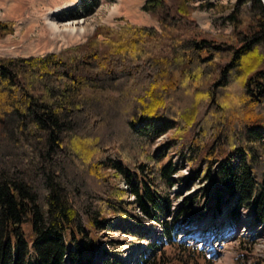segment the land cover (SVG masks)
<instances>
[{
    "label": "trees",
    "instance_id": "obj_1",
    "mask_svg": "<svg viewBox=\"0 0 264 264\" xmlns=\"http://www.w3.org/2000/svg\"><path fill=\"white\" fill-rule=\"evenodd\" d=\"M193 1L146 0L141 11L158 29L99 27L58 53L0 58V264H119L86 251L97 253L108 220L135 210L166 240L137 264H171L167 245L180 264H209L162 221L185 165L191 180L215 184L213 212L247 207L264 223V4ZM196 10L231 11V32L211 36ZM12 33L0 19V40ZM167 133L171 148L152 151ZM170 149L177 163L165 161ZM111 177L128 184L132 203Z\"/></svg>",
    "mask_w": 264,
    "mask_h": 264
},
{
    "label": "rangeland",
    "instance_id": "obj_2",
    "mask_svg": "<svg viewBox=\"0 0 264 264\" xmlns=\"http://www.w3.org/2000/svg\"><path fill=\"white\" fill-rule=\"evenodd\" d=\"M12 1L14 0H5L7 5H0V19L13 23V33L0 40V58L39 57L58 53L66 48L83 44L99 27L118 28L126 24L147 25L143 19L145 13L141 11L143 0H127L138 5L139 20L136 21L125 14L111 15V10L119 6L115 0H83L85 5L80 4L81 0H76L78 3L75 7L64 8L59 12V15L66 19H83L88 30L87 36L76 43L68 44L57 50H45L33 54L34 51L30 52L28 45L36 38V34L34 32L29 38L22 40L26 35V30L23 28L17 32V25L20 20L16 15L11 14L12 9L9 5ZM1 2L0 0V4ZM235 2L236 0H194L192 6L198 7L202 3L231 5ZM94 3L92 11L86 12V9ZM230 12L216 14L212 10H196L192 13V18L195 19L201 29L215 38H220L221 35L231 32V26L226 21ZM205 22L208 26L202 28ZM170 136L171 134L167 133L156 138L151 150L154 151L158 145L171 148V145L165 144ZM168 160L173 163L178 162L171 149L165 161ZM109 180L112 185L127 191L126 202H133V197L127 188L128 184L123 179L111 177ZM173 181L168 189L172 214L162 217V221H168L174 225L176 242L189 250H194L196 254L203 255L209 264H264V223L255 224L253 222L251 208L240 209L237 216L227 215L226 209L223 208L224 214L215 215L216 212L207 207V204L211 203L209 199L215 191V184L211 180H191L188 165L181 167L180 172L173 176ZM185 199H194L190 209L183 202ZM181 206L184 209V215L173 223V212L175 213V210ZM159 223L144 218L137 210L126 219L114 217L108 220L105 227L98 233L97 253L92 255V251H86V255L96 263L102 259H109L119 264H137L143 257L150 258L152 256L154 249L150 246L151 244L162 246L166 243ZM165 251L166 257L173 259L171 264H180L176 260V256L180 255L176 246L167 245ZM200 263L205 264L203 261Z\"/></svg>",
    "mask_w": 264,
    "mask_h": 264
},
{
    "label": "bare ground",
    "instance_id": "obj_3",
    "mask_svg": "<svg viewBox=\"0 0 264 264\" xmlns=\"http://www.w3.org/2000/svg\"><path fill=\"white\" fill-rule=\"evenodd\" d=\"M1 1L0 5H7L5 0ZM115 1L119 6L111 10V15L125 14L130 19L139 20L138 5L127 0ZM77 3L76 0H14L9 6L11 14L20 20L17 32L23 28L26 30L22 40L35 32L36 38L28 45L34 54L57 50L87 36L88 30L83 19H66L59 15L62 9L73 8Z\"/></svg>",
    "mask_w": 264,
    "mask_h": 264
},
{
    "label": "crops",
    "instance_id": "obj_4",
    "mask_svg": "<svg viewBox=\"0 0 264 264\" xmlns=\"http://www.w3.org/2000/svg\"><path fill=\"white\" fill-rule=\"evenodd\" d=\"M143 1H145V0H143ZM143 1H142V2H143ZM141 16H142V15H141ZM145 16H146V17H145ZM143 19L145 20V22H147V25H144V24H143L144 27H148V28H157L158 24L156 23V21L152 20L147 14H144ZM145 22H144V23H145ZM206 26H208V24L205 22V25H204V27H202V28H205Z\"/></svg>",
    "mask_w": 264,
    "mask_h": 264
}]
</instances>
